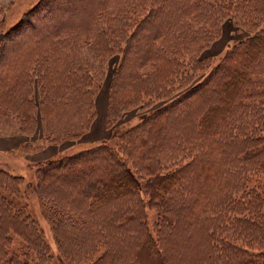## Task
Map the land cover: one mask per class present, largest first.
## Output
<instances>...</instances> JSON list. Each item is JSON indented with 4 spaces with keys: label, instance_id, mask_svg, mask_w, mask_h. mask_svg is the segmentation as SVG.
I'll list each match as a JSON object with an SVG mask.
<instances>
[{
    "label": "trees",
    "instance_id": "16d2710c",
    "mask_svg": "<svg viewBox=\"0 0 264 264\" xmlns=\"http://www.w3.org/2000/svg\"><path fill=\"white\" fill-rule=\"evenodd\" d=\"M234 13L252 34L236 42L217 63L199 59L198 51L211 44L222 22ZM4 36L0 114L13 112L23 123L36 121L38 109L46 126L57 117L43 99L52 95L51 90L66 100L87 104L105 76L108 60L119 52L125 53V62L132 68L162 63L165 69L155 73L161 84L168 85L180 70L182 78L191 77L189 88L159 107L139 125L142 129L134 126L119 137L114 133L112 144L105 140L44 161L37 170L38 185L58 198L54 203L64 208L62 216L81 214L94 220L96 212L103 215L110 209L116 223L133 225L142 207L156 210L160 217L169 215L178 208L169 209V202L176 199L174 191L188 187L184 195L189 194L191 206L171 214L218 219L206 236L199 264H264V250L230 238L236 234L251 243L263 239L259 222L244 212L258 203L245 198V180L251 174L264 176V0H40ZM178 49L183 58L172 55ZM208 69L201 82L191 86L197 73ZM36 84L40 107L33 98ZM60 132L56 129L47 141L58 144L77 136ZM178 158L183 159L181 166L164 171L167 159ZM10 207L0 197V255L1 250L6 253L0 263L42 264L30 254L33 246L43 251L39 229ZM102 218L96 224L100 234ZM23 224L29 234H36L35 243L28 244L24 255L16 247L11 255L7 229ZM57 227L64 236L70 232L64 224ZM169 228L147 227L145 237L130 250L134 251L130 262L124 260V249L114 247L108 258L105 253L89 264H172L160 236H154L162 234L167 246L178 247V238Z\"/></svg>",
    "mask_w": 264,
    "mask_h": 264
},
{
    "label": "rangeland",
    "instance_id": "374dc122",
    "mask_svg": "<svg viewBox=\"0 0 264 264\" xmlns=\"http://www.w3.org/2000/svg\"><path fill=\"white\" fill-rule=\"evenodd\" d=\"M39 1L11 0L6 6L0 4V47L7 43V40H4L6 32L17 25L23 15ZM251 31V29L244 27L241 17L234 13L222 22L220 34L213 39L211 44L198 51V58L205 59L208 64L211 59L217 63L236 42L249 37L253 32ZM89 41L88 43L84 42V47L89 46ZM172 55L183 58L184 52L178 49V53L174 52ZM124 56L125 53L119 52L108 60L105 76L101 83L96 85V93L94 92L87 98V104H83L80 99L66 100L62 93L55 90H51L52 95L43 96L45 105L57 115L55 119L48 121L47 126L39 109L36 112V121L30 120L28 123L19 121L13 112L9 115L0 114V136L17 134L25 136V142L19 146L0 149V197L11 203L10 209L13 213H22L23 219L26 221L27 218L33 224L30 226H36L41 232L37 233L41 239L38 237L37 239L42 243L43 251L39 246H33L32 251H30L32 260L34 258L40 262L41 259L42 264H89L91 261L103 257L105 253L108 258L113 248L117 247L126 251L123 255L124 260L130 262L134 252L130 251L133 245L142 241L148 230L147 227L153 230L156 226L165 228L170 226L168 232L173 229L171 233L173 238H178L179 246L173 248L171 244L167 246L163 242L162 234H154L156 238L160 236L161 243L164 244L168 253L167 258L169 255L172 258V264H199L198 255L206 250V236L217 224L218 219L214 217L204 219L203 216L187 218L179 216V214L177 216L171 214V212L175 213L191 206L192 202L187 197L189 194L184 195L188 191V187L174 191L176 199L169 202V209L174 206L178 208L174 211L170 210L169 215L161 214L160 217L156 210L141 206L143 211L136 217L135 224L126 225L127 223L119 224L110 218V209L105 210L103 215L101 212H96L98 214H95L94 220L81 214H76L72 218L62 216L65 212L64 208L54 203V199L58 198L49 195L45 189H40L38 185L39 174H37V170L44 164V161L60 159L93 143L108 140L107 142L112 144L111 138L114 133L119 137L122 132L145 123L159 107L175 100L186 87L190 86L188 84L191 77L187 75L186 78H182V70L178 73L173 71L174 74L168 80V85L161 84L160 80L162 79L155 73L165 69L162 63H147L140 67L134 65L132 68L125 62ZM157 66H160V69ZM132 69L135 70L133 72L135 76L131 74ZM188 69L186 68L185 71ZM209 69L198 72L191 86L201 82ZM116 71L118 73L114 77ZM33 98L37 107H40L41 97L37 84ZM54 98H59V100L55 102ZM88 126L90 127L89 130L79 135L86 131ZM56 129L60 130V133L74 132L77 136L67 137L58 144H50L47 137H53ZM115 140L117 143H121L120 139L116 137ZM52 145H55L51 148L53 149L51 150L52 153L59 151L56 155L53 154L52 157H47L48 159L45 158L41 161H37L35 157L31 156L35 152ZM163 157L165 158V156ZM182 162L183 159L181 158L167 159L165 163L168 165H165L164 171L174 170L181 166ZM16 177H18L17 180H15ZM68 180L71 178L69 177ZM245 182L248 185L245 198L256 199L258 203L251 205L244 213L251 217V220L259 222L263 239L261 242L251 243L241 239L236 234H231L230 238L238 243L264 250V176L260 173L251 174ZM53 191L60 196L59 192L54 189ZM160 205L163 206V203L160 202ZM100 216L104 217L100 221L103 234L96 231V224L99 222ZM166 220L171 221L168 223ZM172 223L173 225H171ZM60 224L69 228L70 232L66 236L57 227ZM7 230L13 244L9 250L11 255L12 251L14 252V247L21 249L19 253L24 255L23 252L27 251L28 244L32 247L35 243L36 234H29L25 224L22 227L10 226ZM91 232H95V234ZM168 232H165L164 235L170 237L171 234ZM110 243L113 245L110 246ZM158 243H160L159 239ZM1 253L0 260H3V255L6 253L4 254L2 250ZM124 260L121 259L120 262ZM34 264L37 263L34 261Z\"/></svg>",
    "mask_w": 264,
    "mask_h": 264
},
{
    "label": "crops",
    "instance_id": "0c3cea01",
    "mask_svg": "<svg viewBox=\"0 0 264 264\" xmlns=\"http://www.w3.org/2000/svg\"><path fill=\"white\" fill-rule=\"evenodd\" d=\"M11 0H0L1 5H7L10 3ZM25 142V136L24 135H14V136H0V149H10V148H15L19 146L21 143ZM55 145L49 146L46 149H43L41 151H37L31 156L35 157L37 161L44 160L47 157H50L53 154L59 153V151H55L52 153L51 149ZM52 157V156H51ZM48 159V158H47Z\"/></svg>",
    "mask_w": 264,
    "mask_h": 264
}]
</instances>
